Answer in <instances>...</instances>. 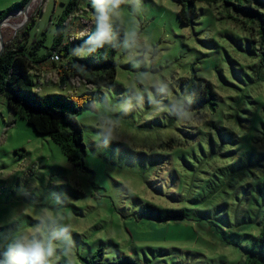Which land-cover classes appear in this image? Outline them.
Returning a JSON list of instances; mask_svg holds the SVG:
<instances>
[{
    "label": "rangeland",
    "instance_id": "374dc122",
    "mask_svg": "<svg viewBox=\"0 0 264 264\" xmlns=\"http://www.w3.org/2000/svg\"><path fill=\"white\" fill-rule=\"evenodd\" d=\"M23 1L0 0V12ZM68 1L28 0L2 21L0 39L9 44L32 28L31 39L45 38L49 47ZM93 11L91 0H79L69 34L88 29ZM178 11V0H141L139 9L120 12L126 33L114 57L116 80L96 89V111L77 116L85 168L69 162L0 96V232L16 227L13 215L23 213L28 227L41 211H52L67 217L74 241L55 262L80 264L102 251L103 262L124 254L142 264L243 263L241 247L251 244L264 218V67L248 53L247 39L255 37L223 19L221 8L199 3L194 26L182 25ZM51 65L33 71L35 86L41 94L65 93ZM196 78L215 87L216 112L193 97L189 84ZM73 87L76 94L84 90ZM136 93L144 95L143 105L133 99L134 107L122 111ZM149 97L166 109L182 103L193 118L157 114ZM107 118L118 125L119 140L105 146L97 133ZM252 133L255 138L243 139ZM145 202L184 208L186 218L168 222L167 233L157 236L140 215Z\"/></svg>",
    "mask_w": 264,
    "mask_h": 264
},
{
    "label": "trees",
    "instance_id": "16d2710c",
    "mask_svg": "<svg viewBox=\"0 0 264 264\" xmlns=\"http://www.w3.org/2000/svg\"><path fill=\"white\" fill-rule=\"evenodd\" d=\"M27 2L28 0H24L7 11L0 12V22L13 10L24 8ZM178 3L177 15L184 26H194L199 22V3L221 8L223 19L242 24L250 36L255 37L247 39L248 53L258 58L260 68L264 67V0H178ZM78 4L79 0H69L65 4L56 22L55 38L49 47L44 45L45 38L31 39L30 27V31L23 35L17 34L12 42L5 45L0 55V96L5 98L9 109L31 125L37 134L49 136L61 148L69 162L85 168L84 129L77 116L84 111H96V89L115 82L117 65L114 57L123 45L126 28L118 22L114 25L115 48L106 46L97 53L77 56L75 50L86 44L94 28L92 24L88 29L83 28L74 35L69 34L67 28L78 10ZM42 48L45 49L44 52H41ZM54 54L59 55V61L52 59ZM50 60L57 74L55 84L65 93L41 94L35 86L33 71H41ZM76 83L84 86L81 93L72 91ZM189 89L193 97L198 99L200 108L217 111L219 94L210 81L196 78L191 80ZM256 126L254 123L252 129ZM249 137L255 138V134L245 135L243 139ZM140 215L153 222L168 223L184 220L186 210L145 202L141 206ZM260 228L251 244L241 247L244 254L242 264H264V218ZM102 257L101 251L94 259L81 258L80 264H142L124 254L117 260L107 262L101 261ZM55 264L66 263L57 261Z\"/></svg>",
    "mask_w": 264,
    "mask_h": 264
},
{
    "label": "clouds",
    "instance_id": "9594fccd",
    "mask_svg": "<svg viewBox=\"0 0 264 264\" xmlns=\"http://www.w3.org/2000/svg\"><path fill=\"white\" fill-rule=\"evenodd\" d=\"M124 6L139 9L141 0H91L94 28L86 44L75 50L77 56L97 53L106 46L116 47L114 25ZM135 35L132 33L130 38H126L125 48L131 46ZM166 87L164 85L161 91ZM133 99L135 106H142L144 95L136 93L133 98L125 100L120 105L121 110L130 111L134 107ZM149 102L157 114L167 110L181 122L193 118L182 103L166 109L159 106L152 97H149ZM117 128L118 125L111 118L102 120L100 131L97 133V142L103 140L104 145L107 146L113 141H118ZM62 195L68 199L66 194ZM22 217L23 213L11 216L9 222L16 227L7 232H0V264H55L58 251L65 255L72 251L74 246L72 228L66 216L52 211H41L36 223L28 227L24 226Z\"/></svg>",
    "mask_w": 264,
    "mask_h": 264
},
{
    "label": "crops",
    "instance_id": "0c3cea01",
    "mask_svg": "<svg viewBox=\"0 0 264 264\" xmlns=\"http://www.w3.org/2000/svg\"><path fill=\"white\" fill-rule=\"evenodd\" d=\"M149 224L152 226L153 229H155L157 236L160 237L164 236L167 233V231L170 229L168 223L150 221Z\"/></svg>",
    "mask_w": 264,
    "mask_h": 264
},
{
    "label": "water",
    "instance_id": "95a60500",
    "mask_svg": "<svg viewBox=\"0 0 264 264\" xmlns=\"http://www.w3.org/2000/svg\"><path fill=\"white\" fill-rule=\"evenodd\" d=\"M2 25V21L0 22V26ZM1 41V46H0V55L2 54V52L4 51L5 48V44L4 41L2 39H0Z\"/></svg>",
    "mask_w": 264,
    "mask_h": 264
},
{
    "label": "built area",
    "instance_id": "2783aa9c",
    "mask_svg": "<svg viewBox=\"0 0 264 264\" xmlns=\"http://www.w3.org/2000/svg\"><path fill=\"white\" fill-rule=\"evenodd\" d=\"M52 59H53L54 61H59V60H60L58 54H54V56L52 57Z\"/></svg>",
    "mask_w": 264,
    "mask_h": 264
},
{
    "label": "bare ground",
    "instance_id": "6f19581e",
    "mask_svg": "<svg viewBox=\"0 0 264 264\" xmlns=\"http://www.w3.org/2000/svg\"><path fill=\"white\" fill-rule=\"evenodd\" d=\"M0 46H1V41H0Z\"/></svg>",
    "mask_w": 264,
    "mask_h": 264
}]
</instances>
